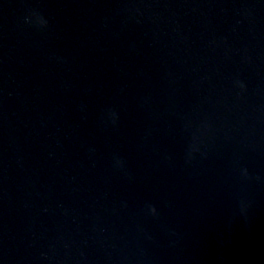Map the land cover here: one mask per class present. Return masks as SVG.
Listing matches in <instances>:
<instances>
[{"label": "water", "instance_id": "water-1", "mask_svg": "<svg viewBox=\"0 0 264 264\" xmlns=\"http://www.w3.org/2000/svg\"><path fill=\"white\" fill-rule=\"evenodd\" d=\"M0 264H264V0H0Z\"/></svg>", "mask_w": 264, "mask_h": 264}]
</instances>
